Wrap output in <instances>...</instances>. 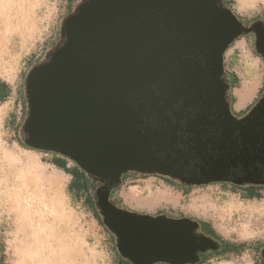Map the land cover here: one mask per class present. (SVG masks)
<instances>
[{
  "label": "water",
  "instance_id": "obj_1",
  "mask_svg": "<svg viewBox=\"0 0 264 264\" xmlns=\"http://www.w3.org/2000/svg\"><path fill=\"white\" fill-rule=\"evenodd\" d=\"M247 34L264 58V21L244 24L224 0H76L56 42L27 71L19 139L71 160L96 184L94 206L122 261L197 264L201 254L218 250V241L199 233L198 221L121 208L110 195L124 175L168 176L187 186L222 181L203 168L201 179H185L170 157L165 165L158 160L176 137L149 124L169 122L168 112L179 120L190 109V132L200 141L201 126L213 118L226 137L236 134L246 154L264 124V93L237 119L222 76L225 51ZM219 150L217 157L224 156L226 149ZM236 155V149L226 154ZM260 254L264 260V249Z\"/></svg>",
  "mask_w": 264,
  "mask_h": 264
},
{
  "label": "rangeland",
  "instance_id": "obj_2",
  "mask_svg": "<svg viewBox=\"0 0 264 264\" xmlns=\"http://www.w3.org/2000/svg\"><path fill=\"white\" fill-rule=\"evenodd\" d=\"M233 2L231 8L241 18H264L261 0H254L243 8V1ZM6 3L9 4L6 14L10 24L18 27L22 18L27 23V30L7 33L4 23H0V79L9 83L12 89L6 102L0 104V264H20V257L25 264L32 261L31 256L23 258L15 230L27 202L32 206L36 224L51 218L49 210L43 206L44 197L39 192L26 191L38 179L53 187L59 186L58 181L61 185L58 194H62L67 210L73 214L70 230L76 235L77 242L75 263L72 264H118L113 235L102 224L100 215L84 201L87 196L93 197L95 184L90 181L87 193L70 189L71 176L49 163L55 155L26 150L16 142L24 119V77L56 42L62 18L75 6L76 0H7ZM20 3L25 9L18 7ZM233 51L235 54L231 56ZM226 55L240 77V90L254 91L261 85L262 61L251 53L245 39L236 41ZM230 57H233L231 61ZM247 111L235 113V116L241 117ZM65 159L67 167L73 168L74 163ZM49 195L53 196L54 192ZM111 198L120 207L142 214L164 212L173 217L185 216L203 223L206 229V223H209L223 239L246 244L240 255L216 258L208 252L203 264H263L260 251L264 249V191L256 199H247L218 185L182 192L156 177L129 175Z\"/></svg>",
  "mask_w": 264,
  "mask_h": 264
},
{
  "label": "flooded vegetation",
  "instance_id": "obj_3",
  "mask_svg": "<svg viewBox=\"0 0 264 264\" xmlns=\"http://www.w3.org/2000/svg\"><path fill=\"white\" fill-rule=\"evenodd\" d=\"M224 2L228 5L227 0ZM238 18L246 25L249 23L261 19L264 21L262 17H254L253 19H243L239 15ZM245 39V42L250 46L251 53L255 55L260 61H262V80L259 89L257 90L255 97L253 100L242 110L235 111L234 101L235 98L233 96V89L237 83V79L239 78L238 73L235 69L232 68L231 62L229 63L228 57L226 53L230 50L233 44L240 40ZM235 51L231 53V56H234ZM233 57H230V61ZM228 60V61H227ZM208 72H210V68L208 67ZM223 71L225 73V77L222 76V84H228L227 96L229 101V109L232 115L241 119L244 117L249 110L258 102V100L262 97L264 93V58L256 53L254 50V35L247 34L245 36H241L237 38L225 51L223 55ZM206 83L209 81V78L205 77ZM233 82V84H232ZM261 94V95H260ZM205 97V96H204ZM226 101V99H224ZM255 102V103H254ZM254 103V104H253ZM253 104V105H252ZM252 105V106H251ZM251 108L248 110V108ZM248 110V111H247ZM178 113L179 110H176ZM215 109H212L214 112ZM247 111L243 116L236 117L235 113H243ZM193 113L190 109L185 113H180L179 120H176L174 114L172 112H168V116L170 118L169 122H163L158 124L156 120H152L150 122L151 127H159L161 130H165V132L172 131L174 132V136L176 137L175 141L169 140L165 143L164 147L158 153V160L166 164V157H170L169 160L173 161L172 170L177 174L181 175L185 179L195 178L201 179L200 169L208 171L209 174L218 173L221 176L222 181H212L206 184L201 185H183L178 180L171 179L168 176L161 175H145L149 177H156L163 181L169 187L179 188L182 192L190 190L196 187H207L212 185H218L220 187L230 188L232 191H236L240 196H243L247 199H256L251 197L250 195L255 194L260 197V193L264 191V124L259 128H256L257 131L260 132V135L257 139H252L249 144L245 146L246 154L243 151V146L241 142L236 138V134L234 133L232 136H225L226 131H222L221 128L217 125H212L213 122L210 117H207L206 124L202 125L200 129L203 130V136H201L200 146L198 144V140H195L194 136L191 134V121L187 117H193L191 114ZM206 140V141H205ZM237 140V141H236ZM220 148L226 149L224 151V156L217 157L218 153H221ZM237 150V158H228L226 154L228 150ZM242 151V153H241ZM197 152L199 154L197 155ZM205 162L204 165L201 161ZM75 166V164H74ZM243 181V182H242ZM242 182V184H238ZM93 183V182H92ZM95 184V183H94ZM96 187V184H95ZM111 198V197H110ZM113 201V199H111ZM114 203L119 206L115 201ZM94 204V203H93ZM120 207V206H119ZM122 208V207H121ZM94 212L98 214L95 206ZM165 214L164 212L157 213ZM168 217H173L172 215L165 214ZM185 216H174V218H183ZM189 218V217H186ZM199 222V221H198ZM201 228L198 230L199 233L204 234L213 238L215 241L220 243L218 250L214 252H209L210 254H214L220 251H223L227 248V246L223 243V240H219L215 233L212 232L211 226L207 229L204 227L203 223H200ZM207 224V223H206ZM206 254H201V259L205 257ZM262 258V257H261ZM122 261L119 258L118 264H122ZM261 262L264 264V260L261 259Z\"/></svg>",
  "mask_w": 264,
  "mask_h": 264
},
{
  "label": "bare ground",
  "instance_id": "obj_4",
  "mask_svg": "<svg viewBox=\"0 0 264 264\" xmlns=\"http://www.w3.org/2000/svg\"><path fill=\"white\" fill-rule=\"evenodd\" d=\"M7 0H0V23H4L7 33L26 32L27 23L21 18L18 27L10 24L7 18ZM7 7V8H6ZM18 7L25 9L23 4ZM22 16V14H21ZM24 35V34H23ZM22 35V36H23ZM43 179H38L26 191L39 192L45 199L43 206L49 210L51 218L48 222L36 224L33 218L32 206L29 202L23 206V215L17 224L15 235L19 239V247L23 250V258L31 256L32 261L26 264H72L75 263L76 235L70 230L73 224V214L67 210L64 199L62 200L61 185L46 184ZM44 186H48L47 189ZM54 192V195H49ZM207 206V205H206ZM40 207V206H39ZM74 250V251H73ZM21 258L20 264H25Z\"/></svg>",
  "mask_w": 264,
  "mask_h": 264
},
{
  "label": "trees",
  "instance_id": "obj_5",
  "mask_svg": "<svg viewBox=\"0 0 264 264\" xmlns=\"http://www.w3.org/2000/svg\"><path fill=\"white\" fill-rule=\"evenodd\" d=\"M227 3H228L229 7H232L234 2H233V0H227ZM0 86H1L0 89H3V91H4V94L10 93V89L8 88V86L5 83H2ZM22 110H23V116H24L25 115V106L22 108ZM11 123L14 124V121H12ZM18 126H19V124H17L15 126V131L18 129ZM16 140H17L16 141L17 144L21 148L26 149V150H31V149L27 148L25 145H23V143L20 141V139L16 138ZM53 155H55V157H53L49 163H51L56 168L60 169L64 173L71 176L72 179H71V182L69 184V188L76 190L79 193H87V191L89 190L90 180L85 175V173L81 169H79V167L76 165L73 168L67 167V162H66V159L64 157H61V156L56 155V154H53ZM128 176L129 175H124L122 177V182ZM114 191L115 190H113L111 192L110 197H113ZM250 196L254 197V198L259 197L258 195H255V194H252ZM111 199H113V198H111ZM84 201L87 205L94 208V204H93L94 202H93L92 197L87 196ZM113 201H115V200L113 199ZM115 202L117 203V201H115ZM207 225H208V227L211 226L209 223H207ZM211 230H212V232L215 233V236L219 240L220 239L223 240L224 241L223 243L227 246V248L225 250L214 253L213 254L214 257L218 258V257L230 255V254L231 255H240V253H242V251L246 248L245 243H232L230 241L223 239L220 235H218V233L213 228H211ZM206 259H207V257H203L198 264H203ZM122 264H130V263L122 262Z\"/></svg>",
  "mask_w": 264,
  "mask_h": 264
},
{
  "label": "crops",
  "instance_id": "obj_6",
  "mask_svg": "<svg viewBox=\"0 0 264 264\" xmlns=\"http://www.w3.org/2000/svg\"><path fill=\"white\" fill-rule=\"evenodd\" d=\"M239 1L240 2L241 1L244 2V4L241 3V8H243V7L247 6V5H249L254 0H239ZM261 1L264 4V0H261ZM2 83H5L8 86V88L10 89V93L9 94H4L3 89H0V104L5 103L6 100L9 98L10 94L12 93L11 92L12 89H11L9 83H7V82H5V81L0 79V85ZM239 87H240V77L237 79V83L235 85V88L233 89V96L235 98L233 108H234L235 111H242L253 100V98L255 97V94H256L257 90L259 89L260 85H258L255 88L254 91L253 90H249V88L245 89V90H240ZM12 121H13V119L11 120V122Z\"/></svg>",
  "mask_w": 264,
  "mask_h": 264
}]
</instances>
